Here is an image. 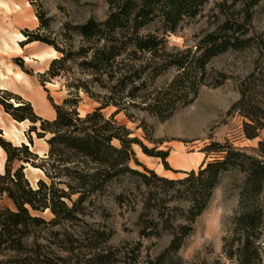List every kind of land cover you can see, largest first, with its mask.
I'll list each match as a JSON object with an SVG mask.
<instances>
[{
  "label": "trees",
  "instance_id": "obj_1",
  "mask_svg": "<svg viewBox=\"0 0 264 264\" xmlns=\"http://www.w3.org/2000/svg\"><path fill=\"white\" fill-rule=\"evenodd\" d=\"M210 1L106 0V20L91 18L71 28L83 41L80 48H74L73 43L62 48L26 32V43L44 42L59 54L39 78L43 85L64 80L68 97L61 105L53 104L56 117L48 120L37 115L30 101L0 90L6 95L0 97L5 112L16 122L29 123L25 132L29 144L15 145L3 139L0 130V146L6 153L4 171L0 172V264H68L56 249L69 253V221H79L78 215L85 213L83 204L88 199L92 201L93 196L108 194L114 186H123V191L116 194L121 205L128 195L139 192L141 238L171 237L168 247L155 259L148 258L146 264H182L181 249L228 173H236L241 179L235 184L238 211L224 238L223 252L229 264H264V140L257 148H239L229 141L212 142L203 150L206 157L197 171H185L184 178L169 179L143 166L133 145L163 161L169 154L149 150L116 119L124 113L135 123L132 112L138 110L160 122L167 121L177 110L191 105L201 87L218 88L231 80V75L222 71L209 73L212 60L254 49L257 57L253 68L239 83L240 97L229 114L243 119L244 139L261 138L264 48H250L253 44L248 26L254 9L264 0H246L243 18L227 17L199 41L196 49L166 48V37L199 16ZM38 18L42 28L49 27L42 10ZM169 70L176 72L173 78L158 84ZM81 94L98 106L82 114ZM109 108L115 111L107 116L104 111ZM141 127L147 139L153 141L146 124L141 123ZM32 134L47 143L44 156L32 150ZM211 155L216 157L210 160ZM132 163L143 171L133 168ZM29 166L40 169L49 183L41 179L34 187L25 173ZM75 195L78 198L72 200ZM3 201L8 205H2ZM46 212L53 218L42 217ZM109 237L105 231L92 232L91 247L100 251L91 264L140 263L142 243L118 258L122 249H102ZM212 264L227 262L219 259Z\"/></svg>",
  "mask_w": 264,
  "mask_h": 264
},
{
  "label": "rangeland",
  "instance_id": "obj_2",
  "mask_svg": "<svg viewBox=\"0 0 264 264\" xmlns=\"http://www.w3.org/2000/svg\"><path fill=\"white\" fill-rule=\"evenodd\" d=\"M245 2L246 0H211L203 7L199 16L187 20L176 34L166 37V48L196 49L199 41L227 17L243 18ZM41 10L48 20V28L41 27L38 18ZM254 10V18L248 26V37L252 38L253 44L250 48H264V1ZM108 14L109 6L106 0H0V40L9 32V38H6L8 43L13 42L12 35L16 40H25L26 32H29L32 38L55 42L62 48H68L70 43H73L74 48H80L83 41L71 28L83 25L91 18L104 21ZM152 31H155V27H152ZM36 42H39L37 45L40 48L50 46L44 42ZM27 44L21 43V46L25 47ZM24 50L27 56L33 53L31 48ZM18 52L23 53L21 49H18ZM18 52L5 53L0 49V72L10 78L7 81V91L30 101L41 118L54 120L56 112L53 104L61 105L68 97V91L62 79H55L43 85L40 82L39 74L42 72H39V69H43L51 58H57L59 54L53 47L49 52L37 51L33 53L36 59L34 61L38 62L35 63L27 59L25 54L19 56ZM256 57V51L251 49L245 52H231L212 60L208 66L209 73L213 70L222 71L230 74L231 80L218 88L201 87L191 105L180 108L165 122L138 110L132 112L135 123L124 113L117 115L116 119L131 130L132 137H137L149 150L169 154L166 161H163L161 158L147 156L141 147L135 144L133 150L137 160L159 176L181 179L185 177L183 172L199 169L206 157L203 150L212 142L229 141L239 148H257L259 141L264 140V134L257 140L244 139L241 134L243 119L238 114H229L232 105L240 97L239 83L251 72ZM12 69L23 71L28 77L27 80H14ZM175 74L174 70H169L164 78L158 80V84L169 82ZM0 97L6 95L1 92ZM97 106L81 94L79 110L82 114L93 111ZM1 110L6 113L2 106ZM114 111V108H109L104 113L110 116ZM5 117L8 118L9 125L0 119V125L7 131V137L3 135V139H10L18 146L21 142L29 144L25 134L29 123L17 124L19 122L13 121L10 115ZM141 123L146 124L153 141L147 139V132L143 127L139 128ZM11 125L23 135L22 139L17 138L18 134L8 136ZM32 137V150L44 156L48 151L47 143L38 139L36 134H32ZM115 144L118 145V142ZM215 157L211 155L208 159ZM18 166L16 163L15 168ZM132 167L143 171L142 167L134 163ZM25 173L34 187L41 179L49 183L40 169L29 166ZM240 179L236 173L223 176L210 207L198 218L194 232L180 251L182 264H212L219 259L229 264L223 252V245L224 238L229 235L231 229V219L238 211L239 195L235 184H239ZM122 191L123 186H114L108 194L93 196L92 201L88 199L83 204L85 213L78 215L79 221H69V253L57 247L56 253L59 257L67 258L68 264H91L90 260L100 251L91 247L92 232L96 230L105 231L110 235L108 242L101 245L105 252L110 249H122L118 258L130 252L134 245L142 243V258L139 264H146L148 258L155 259L168 247L171 241L169 235L149 239L140 237L138 222L142 209L141 197L139 192L135 191L128 195L126 202L121 205L116 200V194ZM77 198L78 195H75L72 200ZM68 203L72 206L70 201ZM1 204L8 205V202L3 201ZM42 217L50 220L53 215L46 212Z\"/></svg>",
  "mask_w": 264,
  "mask_h": 264
},
{
  "label": "crops",
  "instance_id": "obj_3",
  "mask_svg": "<svg viewBox=\"0 0 264 264\" xmlns=\"http://www.w3.org/2000/svg\"><path fill=\"white\" fill-rule=\"evenodd\" d=\"M10 33L11 32H9V33H7V34H4V36L2 37V39L0 40V43L2 44H0V49L3 51V52H5V53H14V52H18V49H21V51L23 52V53H19L18 52V55L19 56H22L23 54H25V56H26V58L27 59H31L32 61H34V60H36L35 59V57L33 56V53H35V52H37V51H41V50H43V51H45V52H49L50 51V46H48L47 48H40L37 44L39 43V42H33V43H29V44H27V45H25V47H23V46H21V43H25L26 42V39L24 40V39H20V40H16V38H15V36L14 35H12V39H13V42H11L10 41V43H8L7 41H6V38L8 39L9 38V36L8 35H10ZM11 46H10V45ZM8 47V48H7ZM24 48H31V50H33V53H32V55L31 56H27L26 55V52H25V50H24ZM35 55V54H34ZM56 57H53V58H51L50 60H49V63L43 68V69H39V72H45L46 71V69L49 67V64L51 63V61L53 60V59H55ZM35 62V61H34ZM35 63H38L37 61L35 62ZM12 71H13V74H14V80H16V78H15V74L18 72V71H21L20 69H17L16 71L15 70H13L12 69ZM23 72V71H22ZM24 73V72H23ZM4 73H2V72H0V90H9V88H7V81L10 79V78H7V77H5V75H3ZM25 74V73H24ZM25 79L27 80V75L25 74ZM17 81V80H16ZM25 81V80H24ZM17 82H20V81H17ZM23 82V81H22ZM2 112V110H1V106H0V119H2L3 120V122L6 124V125H9L7 122H8V118H6L5 116H9L8 114H6V113H3ZM14 121V120H13ZM17 124H20V123H17ZM21 124H25V123H21ZM0 130H2V132H3V135L5 136V137H7V131L6 130H4L3 128H2V126L0 125ZM9 141H11L12 143H14V144H16L15 142H13L12 140H10L9 139ZM22 143H25V142H21L19 145H21ZM17 145V144H16ZM2 147L0 146V161H1V164H0V172H3L4 171V165H5V161H6V153H5V151L2 149ZM4 151V152H3ZM202 163H203V161H202ZM201 163V164H202Z\"/></svg>",
  "mask_w": 264,
  "mask_h": 264
},
{
  "label": "bare ground",
  "instance_id": "obj_4",
  "mask_svg": "<svg viewBox=\"0 0 264 264\" xmlns=\"http://www.w3.org/2000/svg\"><path fill=\"white\" fill-rule=\"evenodd\" d=\"M15 78H16V80L17 81H20V82H22V81H24L25 80V74L24 73H22V72H17L16 74H15ZM16 105H18V104H16ZM13 134H18V137L17 138H19V139H22L23 137V135L13 126V125H11V127H10V129H9V133H8V136H13ZM25 144H28V143H25ZM2 150V149H1ZM4 152V151H3ZM0 164H1V161H0Z\"/></svg>",
  "mask_w": 264,
  "mask_h": 264
}]
</instances>
